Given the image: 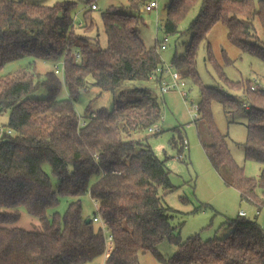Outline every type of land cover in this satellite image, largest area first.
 <instances>
[{"label": "trees", "instance_id": "1", "mask_svg": "<svg viewBox=\"0 0 264 264\" xmlns=\"http://www.w3.org/2000/svg\"><path fill=\"white\" fill-rule=\"evenodd\" d=\"M130 1L138 9L139 2ZM87 3L85 21L77 25L70 2L0 0V113H9L7 126L12 130L0 138V264H88L106 251V237L95 217L106 225L112 242L104 264H140L144 252L163 264H264V228L248 216L226 222L231 230L227 238L215 236L207 242L199 234L181 238V225L172 223L178 212L164 200L177 189L164 161L141 140L124 139L125 134L148 130L162 117L159 98L151 89L126 88L131 82L151 79L163 64L160 42L157 39L154 47H147L138 30L139 18L110 7L100 15L106 36L103 46L91 8L94 1ZM198 4L188 27L191 41L183 54H174L171 64L183 78L200 86L196 121H204V139L200 133L198 137L211 165L242 200L263 209L264 88L253 89L251 81L231 82L221 68L223 82L241 91L242 97L206 86L196 57L206 34L222 23L231 41L264 61V0H170L165 31L176 33ZM251 38L253 42L248 41ZM59 58H64L65 98L58 74H41L36 65L38 59ZM88 79L103 91H122L112 110L88 105L80 118L75 103ZM41 88L46 96L35 97ZM214 102L226 114H246L242 146L245 159L262 165L258 178L248 177L234 160L227 135L213 118ZM180 140L182 152L186 139ZM172 143L177 146L176 140ZM46 163L58 178L56 189L43 168ZM58 194L77 200L62 218L57 213L51 218L47 212L57 204ZM85 194L99 206L89 222L81 207L80 197ZM21 208L39 219V229L12 226L20 220ZM165 240L178 247L168 258L158 251Z\"/></svg>", "mask_w": 264, "mask_h": 264}, {"label": "rangeland", "instance_id": "2", "mask_svg": "<svg viewBox=\"0 0 264 264\" xmlns=\"http://www.w3.org/2000/svg\"><path fill=\"white\" fill-rule=\"evenodd\" d=\"M29 2L54 5L61 2L72 4L70 14L75 23L82 24L84 12L89 9L87 0H23ZM98 9L93 11V16L99 27V36L103 46H106V36L101 13L110 7L117 8L124 14H134L139 18L138 30L141 38L147 47L156 45V39L162 42L168 37L167 49L159 51L161 60L164 64H171L174 54H183L187 44L191 41L192 33L188 31L190 22L198 13L199 4L189 13L187 18L179 25L176 33H167L164 25L166 21V6L170 0H137L138 9H133L130 0H93ZM257 1V0H255ZM154 3L157 9L147 11L146 4ZM255 29L260 41L263 40L262 27L258 19L254 21ZM94 35V33L92 34ZM253 42V38L248 40ZM37 69L41 74L54 72L59 68L57 75L62 82L61 97H68L65 87V68L64 58L59 59H38ZM196 68L201 78V83L206 86H219L221 89L228 90L227 84L223 82L218 73L221 68L226 78L234 83L251 81L254 89L264 88V61L250 52L243 51L228 37L227 27L216 24L201 41L196 57ZM167 80H169L168 76ZM92 79H88V86L82 90L79 99L75 103V109L80 118H83L88 105L94 109L105 107L112 110L114 98L122 91L117 89L115 93L103 91L91 85ZM184 91L188 92V97H184L182 92L177 90L161 96L160 84L156 80L136 81L127 84V89L136 87H146L151 89L159 98L163 114L156 125L161 129L159 134L149 133L148 130L125 134V140H141L148 144L155 155L164 161V167L170 172L172 183L177 187L176 190L164 195L165 203L176 210L177 216L172 221L173 225L179 226L180 236L183 240L199 234L204 242L209 241L215 236L227 238L231 230L226 225L229 220L236 219L239 211H245L249 218L256 221L264 228V214L255 216L256 205L242 200L240 193L233 187L228 186L222 173L220 174L208 160L203 147L199 141V133L204 139V121L194 122L193 106L198 105L201 99L200 86L190 79H186ZM228 92L234 98H241L242 92L236 89H229ZM35 97H45V89H39ZM213 118L219 130L227 135L228 145L234 160L244 169L248 177L258 178L262 165L258 162L245 159L242 144L246 139L247 116L244 112L237 114H226L223 106L214 102L211 107ZM9 113H0V129L7 131ZM196 123V124H195ZM188 141V148L180 152L182 141ZM177 141V146L172 142ZM44 170L49 174L53 188L58 185V178L53 175L51 166L46 163ZM226 178V177H225ZM94 181V179L92 180ZM163 195V191L160 193ZM261 194V191H259ZM77 200L66 195H57V204L50 208L47 215L53 218L54 214L62 218L70 205ZM83 216L91 219L98 211V203L89 194L80 197ZM21 217L12 226L22 227L26 230L40 228L39 219L28 214L24 209H20ZM256 217V218H255ZM106 237V251L88 264H104L105 258L112 249L110 235L103 223L97 222ZM106 228V229H105ZM158 251L165 257H170L178 251V247L167 240L158 246ZM140 264H163L151 252L140 254Z\"/></svg>", "mask_w": 264, "mask_h": 264}, {"label": "built area", "instance_id": "3", "mask_svg": "<svg viewBox=\"0 0 264 264\" xmlns=\"http://www.w3.org/2000/svg\"><path fill=\"white\" fill-rule=\"evenodd\" d=\"M91 8L94 10L98 9V7L96 6L95 3L91 5ZM156 9H157V6L154 3H150V4L146 5L147 11H154ZM168 41H169L168 37H166L162 42H160L159 51H164L167 49ZM76 57L79 60L81 58V55L77 54ZM55 73L56 74L60 73L58 67L56 68ZM166 76H168L169 80H167ZM150 77L152 80H156L157 82L160 83L161 96L162 97L166 93H169L170 91H173V90H177L179 92H182V95L184 97H188V92L184 91V89L186 87L185 78H183V76L180 74V72L177 71L172 64L167 65V64L163 63L160 67L157 68V70ZM192 111H193V117L192 118L194 119V122H195L199 118V107H198V105H194ZM148 132L152 133V134H156V133L161 132V129L155 124V125L148 128ZM6 134H8V135L12 134V130L8 129L7 131H5L3 128L0 129V138H2ZM184 144H185V149H187L188 148V141L184 140ZM262 214H264V208L255 210V216L258 217V216H261ZM239 215L240 216H248L247 212H245V211H239ZM94 220L96 222L101 221V219H99L98 217H95ZM103 226L106 227V225L104 223H103ZM110 240H111V237H110Z\"/></svg>", "mask_w": 264, "mask_h": 264}, {"label": "water", "instance_id": "4", "mask_svg": "<svg viewBox=\"0 0 264 264\" xmlns=\"http://www.w3.org/2000/svg\"><path fill=\"white\" fill-rule=\"evenodd\" d=\"M91 219L89 218V219H87V221L89 222Z\"/></svg>", "mask_w": 264, "mask_h": 264}, {"label": "crops", "instance_id": "5", "mask_svg": "<svg viewBox=\"0 0 264 264\" xmlns=\"http://www.w3.org/2000/svg\"><path fill=\"white\" fill-rule=\"evenodd\" d=\"M146 5H148V4H146ZM146 7V6H145ZM157 40V39H156ZM238 215H239V213H238Z\"/></svg>", "mask_w": 264, "mask_h": 264}]
</instances>
